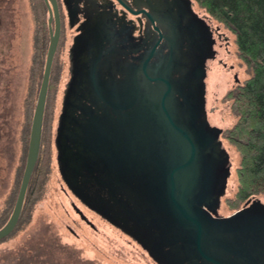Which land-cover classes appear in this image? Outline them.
Listing matches in <instances>:
<instances>
[{"label": "water", "instance_id": "obj_1", "mask_svg": "<svg viewBox=\"0 0 264 264\" xmlns=\"http://www.w3.org/2000/svg\"><path fill=\"white\" fill-rule=\"evenodd\" d=\"M63 1L74 27L82 0ZM44 2L50 41L21 186L0 239L18 225L41 151L62 32L58 0ZM194 4L152 0L138 12L154 28L136 35L111 6L90 1L69 51L55 136L59 172L86 207L157 264H264V202L251 198L220 213L232 162L207 110V62L217 41Z\"/></svg>", "mask_w": 264, "mask_h": 264}, {"label": "rangeland", "instance_id": "obj_2", "mask_svg": "<svg viewBox=\"0 0 264 264\" xmlns=\"http://www.w3.org/2000/svg\"><path fill=\"white\" fill-rule=\"evenodd\" d=\"M194 3L195 10L207 17L218 40L217 56L208 63L207 101L209 120L224 130L222 140L231 155L232 175L225 198H232L238 188L237 168L241 156L227 138L226 131L235 125L238 117L232 109V99L225 97L239 84L235 76L242 84L251 72L239 58L234 34ZM35 11V0H0V217L11 207L10 218L17 200L41 86L40 83L38 89L37 66L42 63L36 58L40 51L36 50ZM74 34L66 24V35L61 41L64 45L56 58L58 81L53 89L52 114H47L52 135L48 141L50 154L44 164V179L39 183L36 180L35 195L27 196L26 201L32 199L25 212L22 211V224L20 217L14 231L0 239V264H157L131 236L90 211L71 192L59 172L55 136L70 78L68 47ZM44 125L45 116L43 132ZM255 197L264 202V194ZM77 208L95 227L81 218ZM235 211L223 200L221 214L230 215Z\"/></svg>", "mask_w": 264, "mask_h": 264}, {"label": "trees", "instance_id": "obj_3", "mask_svg": "<svg viewBox=\"0 0 264 264\" xmlns=\"http://www.w3.org/2000/svg\"><path fill=\"white\" fill-rule=\"evenodd\" d=\"M194 1L213 19L234 34L239 58L251 72L248 79L231 89L225 97V99H232V109L238 117L235 125L226 131L227 138L238 150L241 162L237 168L238 188L236 194L232 198H225L224 202L229 209L238 210L249 199L264 194V0ZM35 6L38 21L35 42L37 52L40 51L36 58H39L38 62L42 63L37 66L38 68L36 67L40 70L39 89L49 46V14L44 0H35ZM57 54L58 50L50 80L41 151L28 188V197L35 195L37 183L44 179V164L50 154L48 141L52 134L48 128L47 114H52L50 107L54 103L53 89L58 81L55 74ZM36 180L37 183L34 184ZM27 196L23 207L24 212L27 203L32 199L28 198L29 200L26 201ZM10 210L11 207L0 217V228L6 224ZM22 221L21 217L20 225Z\"/></svg>", "mask_w": 264, "mask_h": 264}, {"label": "flooded vegetation", "instance_id": "obj_4", "mask_svg": "<svg viewBox=\"0 0 264 264\" xmlns=\"http://www.w3.org/2000/svg\"><path fill=\"white\" fill-rule=\"evenodd\" d=\"M90 1H93V0H82L81 1L80 7H79L81 10V12L79 13L80 22L78 24H76L74 27H71L70 22H69L67 7L65 6L63 0H58L60 13H61V21H62V32H61L58 50L60 49L61 46L63 47V45H64V44L63 45L61 44V41H62V39L65 38V35H66V24H67L69 30H73L75 32L74 36L72 37V42L68 47V56H69L70 48L73 44V39L78 34L77 28L81 24V22H83L85 20L84 10L88 5H90ZM94 1H97L100 5L111 6V7H109V9L112 11V13H114L120 17H125V19L128 22L131 21L134 25H136L137 26V30L135 32L136 35H142L145 33V30L154 28V25H152L149 22L147 16H145L142 12H138V11L143 10V9L146 11H149L150 9L148 8V6L151 4L152 0H94ZM135 11H137L138 13H134ZM49 41H50V34H49ZM216 41H218V40H216ZM216 45H217V42H216ZM216 45H215V49H216ZM210 60H208V62H207V73H208V63ZM69 73H70V61H69ZM235 78H236L237 82L240 84L239 78L237 76H235ZM207 79H208V74H207L206 82H207ZM207 110H208V101H207ZM208 116H209V111H208ZM93 213H95V212H93ZM95 214H97V213H95ZM84 215H85V213H84ZM86 222H88L92 227H95V225L89 219L86 220ZM136 243L139 244L138 242H136Z\"/></svg>", "mask_w": 264, "mask_h": 264}]
</instances>
